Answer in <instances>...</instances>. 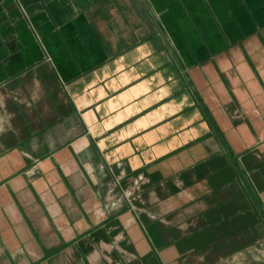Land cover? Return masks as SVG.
I'll list each match as a JSON object with an SVG mask.
<instances>
[{
  "label": "crops",
  "instance_id": "crops-1",
  "mask_svg": "<svg viewBox=\"0 0 264 264\" xmlns=\"http://www.w3.org/2000/svg\"><path fill=\"white\" fill-rule=\"evenodd\" d=\"M231 259H264V0H0V264Z\"/></svg>",
  "mask_w": 264,
  "mask_h": 264
},
{
  "label": "rangeland",
  "instance_id": "rangeland-1",
  "mask_svg": "<svg viewBox=\"0 0 264 264\" xmlns=\"http://www.w3.org/2000/svg\"><path fill=\"white\" fill-rule=\"evenodd\" d=\"M244 261H246V260H237V259L233 260V259H231V260L222 261L220 264H240L241 262L243 263ZM256 264H264V259L263 260H257Z\"/></svg>",
  "mask_w": 264,
  "mask_h": 264
}]
</instances>
